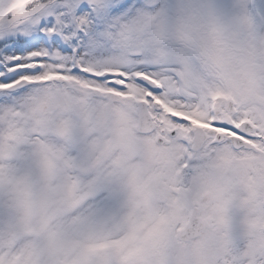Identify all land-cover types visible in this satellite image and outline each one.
Wrapping results in <instances>:
<instances>
[{"label":"snow or ice","instance_id":"obj_1","mask_svg":"<svg viewBox=\"0 0 264 264\" xmlns=\"http://www.w3.org/2000/svg\"><path fill=\"white\" fill-rule=\"evenodd\" d=\"M0 264H264V0H0Z\"/></svg>","mask_w":264,"mask_h":264}]
</instances>
